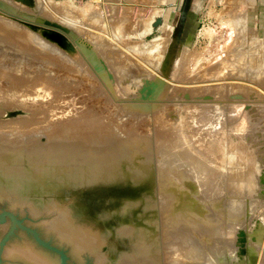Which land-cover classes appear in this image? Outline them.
<instances>
[{
	"label": "rangeland",
	"instance_id": "rangeland-1",
	"mask_svg": "<svg viewBox=\"0 0 264 264\" xmlns=\"http://www.w3.org/2000/svg\"><path fill=\"white\" fill-rule=\"evenodd\" d=\"M30 1L0 0V211L68 264H264V39L246 24L245 0H190V29L167 66L172 35L130 36L115 3ZM25 31L45 44L28 47ZM153 81L154 101L141 99ZM156 117L174 127L157 130ZM187 143L198 146L185 153ZM252 157L255 188L238 192L227 177ZM0 264L61 261L16 229Z\"/></svg>",
	"mask_w": 264,
	"mask_h": 264
},
{
	"label": "crops",
	"instance_id": "crops-1",
	"mask_svg": "<svg viewBox=\"0 0 264 264\" xmlns=\"http://www.w3.org/2000/svg\"><path fill=\"white\" fill-rule=\"evenodd\" d=\"M105 1L115 3L120 9L124 10L129 18H127V21L125 19L120 21L123 23L126 21L130 36L135 35L139 40L145 39L151 34L155 35V38H166L170 35L173 37L177 30L179 39H181L186 29L188 31L190 29V25L188 26L185 23L186 15L183 16V11H187L190 7V0ZM244 9L248 28L259 38L264 39V0H245ZM158 20L160 22L157 26H154ZM123 25L125 26V24Z\"/></svg>",
	"mask_w": 264,
	"mask_h": 264
},
{
	"label": "bare ground",
	"instance_id": "bare-ground-1",
	"mask_svg": "<svg viewBox=\"0 0 264 264\" xmlns=\"http://www.w3.org/2000/svg\"><path fill=\"white\" fill-rule=\"evenodd\" d=\"M4 5V4H3ZM4 8L3 9H6V11L5 10H1V11H5L7 14H8V12H7V10L9 9L6 5H4L3 6ZM54 10H57L58 12H64L68 17H70L69 19H73L74 18V11L73 10H71V9H69V8H67V9H64V8H62V7H58V6H56L55 7V9ZM9 14H11V13H9ZM62 16V15H61ZM68 19V18H67ZM100 20H101V18H100ZM4 22V21H3ZM7 22V21H6ZM34 23H39V24H41V25H45V26H48L49 28H53V29H56L55 31H57V30H59V31H61L62 33H65V31H66V29H64L63 27H61V26H57V25H54V24H52V23H50V22H46V21H44V20H40V19H35L34 21H33ZM238 23V22H237ZM1 24V23H0ZM100 25V24H99ZM2 26V25H1ZM104 26V25H103ZM15 28L17 29V30H19L20 29V27H16L15 26ZM11 29V30H10ZM14 31V29H12V28H9V30H5V31H2V33H3V35L5 34L6 36H10V32H13ZM26 33V35H24V36H22V39L24 40V41H26L27 42V46L28 47H30V43H37L40 47L42 46V45H44L45 43H44V41H42V40H40V39H38L37 40V38L35 37V36H33V35H29L28 33H27V31H25ZM61 33V34H62ZM9 34V35H8ZM19 36V35H18ZM7 37V38H8ZM25 37V38H24ZM4 38H5V36H4ZM36 38V39H35ZM35 39V40H34ZM1 40V39H0ZM3 40V39H2ZM162 40V38L160 39V41ZM164 40V39H163ZM3 41H5V40H3ZM47 42V41H46ZM164 42V41H163ZM163 42H161L162 44H163ZM166 42V41H165ZM161 43H155V44H157V45H160L161 46ZM76 44L78 45V43L76 42ZM55 46V45H54ZM156 46V45H155ZM157 47H159V46H157ZM163 47V46H162ZM161 48V47H160ZM159 48V49H160ZM54 50V49H53ZM34 51V50H33ZM153 51H155L154 49H153ZM43 53H45V54H47V55H49V56H51V57H53V55H57L56 54V52L54 51V52H43ZM150 53V52H149ZM246 58H247V56H246ZM239 62H240V64H243V62L245 63V62H247V63H251V61H249V60H245V61H240L239 60ZM239 64V63H238ZM246 64V63H245ZM101 65H103V63L101 64ZM219 66H220V64H219ZM102 67H104V65L103 66H96V71L98 72L99 71V69H101ZM226 67V66H225ZM104 70V69H103ZM215 70V69H214ZM237 70V69H236ZM248 72V71H247ZM13 75H14V72L12 73ZM216 74H217V72H216ZM248 74V73H247ZM9 75H11L10 73H9ZM13 75L12 76H10V77H13ZM109 75V74H108ZM225 75V74H224ZM228 75H229V73H228ZM227 75V76H228ZM222 77H223V75H221ZM252 76V75H251ZM113 77V76H112ZM213 77V76H212ZM225 77V76H224ZM17 78V77H16ZM44 78V77H43ZM160 79V78H159ZM209 79V78H208ZM222 80L223 79H236V78H228V77H225V78H221ZM220 79V80H221ZM214 81H215V79H214ZM246 81V80H245ZM149 82V81H148ZM211 82V81H210ZM153 83L155 84V91H154V93H152V94H150L149 95V97H147V98H145V99H148V100H150V99H152V101H154V96L156 95V93H157V91H158V89H159V85L157 84V81H153ZM235 84H233V86L232 85H230V86H228V85H224V86H217V88H215V91H218V92H220V95L222 96V95H224L225 93H227V91L228 90H230V89H233V88H236L237 86H234ZM29 88V87H28ZM241 88V87H240ZM242 89V91H245L246 89L245 88H241ZM24 91V90H23ZM198 91V90H197ZM16 92V91H15ZM193 93L195 92V90H193L192 91ZM20 93V92H19ZM9 94H11V93H9ZM12 95V94H11ZM10 95V96H11ZM18 95V94H17ZM217 95V94H216ZM3 96V95H2ZM9 98V97H8ZM21 99V98H20ZM28 104V103H27ZM26 104V106L25 107H28V105ZM23 105H21V107H22ZM33 106V105H32ZM24 107V108H25ZM23 108V107H22ZM23 108V109H24ZM40 108V107H39ZM181 108H186L185 106L184 107H181ZM180 110V109H179ZM206 113H207V115H209V116H211L212 114H210V112L208 113V110H206L205 111ZM180 118H181V120H180V123H181V125H183V126H186V127H181V129L183 130H181L180 131V133L182 132V133H185L186 132V130H189V126H188V122L189 121H191V117L188 115V114H186V113H182V111H180ZM183 116H185V117H188L189 119H187V118H185V119H183L182 117ZM58 118V117H57ZM60 119V118H59ZM92 119V118H91ZM156 122H157V130H161V129H163V128H165L166 127V130H167V127H174V126H171L172 125V122H170V121H166L165 119H161L160 117H156ZM183 119V120H182ZM30 120V119H29ZM60 120H62V119H60ZM14 123V122H13ZM179 124V123H178ZM175 125V124H174ZM176 126H178L177 125V123H176ZM67 127V126H66ZM180 127V126H179ZM165 130V131H166ZM171 130V129H170ZM167 134H173V132H169V133H164V138L166 137V136H168ZM53 138V137H52ZM161 138V137H160ZM157 139V138H156ZM58 140V139H57ZM164 140V139H163ZM60 143V142H59ZM109 144H110V142H109ZM109 144L108 143H105V147H108L109 146ZM184 143H181L180 145H178V149H177V151H174V152H180V150H179V146H181V145H183ZM188 145H186L184 148H187V151L185 152V153H188V152H191L193 149H195V148H197V143H195V144H193V143H187ZM29 146V145H28ZM68 146V145H67ZM51 147V146H50ZM65 147V146H64ZM242 147V146H241ZM34 148V147H33ZM37 148V147H36ZM43 148V147H42ZM77 148V147H76ZM104 148V147H103ZM44 149V148H43ZM113 151H114V148H111ZM208 149V148H207ZM235 149V147H233V150ZM241 149V151L244 149V151H245V147H242V148H240ZM28 150V149H27ZM31 150V149H30ZM49 150V149H48ZM209 150V153L211 154L212 152H214L215 150L214 149H211V148H209L208 149ZM65 151H66V149H65ZM111 151V150H110ZM166 151H170V149H166ZM207 151V150H206ZM44 152V151H43ZM48 152V151H47ZM67 152V151H66ZM240 152V151H239ZM245 153V152H244ZM31 154V153H30ZM42 154V153H41ZM44 154V153H43ZM78 154H79V152H78ZM106 154V153H105ZM179 154V153H178ZM234 154V153H233ZM247 154V153H246ZM46 155V154H45ZM44 155V156H45ZM84 155V154H83ZM114 155V154H113ZM232 155V154H231ZM42 156V155H41ZM48 156V155H47ZM85 156V155H84ZM100 156V155H99ZM107 156V155H106ZM215 156V155H214ZM246 156V155H245ZM37 157V156H36ZM104 157V156H103ZM103 157H101L100 159L102 160V158ZM247 157V156H246ZM42 158V157H41ZM106 158V157H105ZM230 158V157H229ZM248 158V157H247ZM37 159V158H36ZM220 159V158H219ZM225 159H227V158H225ZM224 158L222 159V160H225ZM231 160V159H230ZM209 161L211 162L212 161V156L210 157V159H209ZM239 161V160H238ZM250 161V167H249V169L248 168H246V172H238L239 171V167H238V171L236 172V173H232L231 171L229 172V175H228V177L227 178H229V181L231 182V183H233V185H238V187L239 188H237L236 189V191H238L239 192V190H241V192L243 191V186H244V184L246 185V183L249 185V187L251 188V189H249V192H251L252 193V190L255 188V181H254V177L252 176V174H251V172H257L258 171V167H257V165H256V161H255V159H254V157H252L251 158V160H249ZM232 162V161H231ZM247 163V162H246ZM226 164V163H225ZM233 165V164H232ZM237 166V165H236ZM244 166V165H243ZM224 167V166H223ZM230 167V166H229ZM225 168V167H224ZM236 169V168H235ZM248 169V170H247ZM213 170L214 169H210V167L209 168H207L206 170H205V173H207V175H212V179L214 178L215 180H217L218 179V176H214V174H212V172H213ZM226 170V169H225ZM229 170V169H228ZM227 170V171H228ZM243 170V169H242ZM227 171H225V172H227ZM234 171V170H233ZM219 172L221 173V175H223L224 176V174L223 173H225V172H223V171H221V170H219ZM227 174V173H226ZM225 174V175H226ZM254 174V173H253ZM221 175H220V177H221ZM252 176V177H251ZM226 177V176H225ZM209 178H210V176H209ZM224 180V179H223ZM220 181V180H219ZM212 182H214V180L212 181ZM232 187V186H231ZM248 187V186H247ZM233 188V187H232ZM235 188V187H234ZM252 195V194H251ZM178 249V248H177ZM175 262V261H174ZM175 264H177V263H175ZM180 264V263H179ZM195 264H208V262H207V259L205 260L204 258L203 259H201V256H200V259H199V262L198 263H195Z\"/></svg>",
	"mask_w": 264,
	"mask_h": 264
},
{
	"label": "water",
	"instance_id": "water-1",
	"mask_svg": "<svg viewBox=\"0 0 264 264\" xmlns=\"http://www.w3.org/2000/svg\"><path fill=\"white\" fill-rule=\"evenodd\" d=\"M16 1H19V2H22V3H25V4H29L31 2L30 0H16ZM1 4L2 3L0 2V5ZM0 9L6 11V9H3V7L2 8L0 7ZM159 22L160 21L158 20V22L155 23L154 26H157V24ZM178 41H179V35H178V30H177L176 33L174 34V36L172 37V41L170 43V48H169V51H168L167 57H166L167 63H165V66H167V64L171 61L172 55H173V50L175 49V46H176V44H177ZM154 91H155V84L153 82L150 83L149 85L147 84L146 86H143L141 88V90H140L141 99H145V98L149 97V95L152 94V93H154ZM7 219L10 220V225H9L8 230L3 234V236L0 239V261H1V254L3 252V249L5 247V244H6L7 240L9 239V237L11 236V234L16 229H21L24 232H27V233L31 234L32 237L34 238V240L39 245H41V246H43V247H45L47 249L53 250L57 254H59L60 255L61 264H68L66 262V255H65V252L64 251L60 250L59 248H56L55 246L51 245L49 242L43 240L39 236V234L37 233V231L35 229H33V228L25 225L23 223V221L21 219H19L17 217V215H15L13 212H11L9 210H5V209L1 210L0 211V224L5 223Z\"/></svg>",
	"mask_w": 264,
	"mask_h": 264
}]
</instances>
